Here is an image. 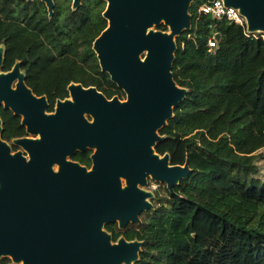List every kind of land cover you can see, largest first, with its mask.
I'll list each match as a JSON object with an SVG mask.
<instances>
[{
    "label": "water",
    "instance_id": "water-1",
    "mask_svg": "<svg viewBox=\"0 0 264 264\" xmlns=\"http://www.w3.org/2000/svg\"><path fill=\"white\" fill-rule=\"evenodd\" d=\"M41 1L52 15L53 1ZM104 1L106 26L92 49L125 99L70 82V98L46 113V96L26 85L19 61L0 68V106L30 134L1 138L0 117V259L10 258L8 264H133L143 241L113 240L105 225L141 222V213L153 208L148 178L174 193L192 172L187 160L171 164L155 145L187 92L171 68L175 37L190 29L194 0ZM223 3L238 9L248 32L264 33V0ZM161 23L168 30L153 28ZM4 50L0 44V67ZM86 148L94 149L90 170L68 158Z\"/></svg>",
    "mask_w": 264,
    "mask_h": 264
},
{
    "label": "trees",
    "instance_id": "trees-1",
    "mask_svg": "<svg viewBox=\"0 0 264 264\" xmlns=\"http://www.w3.org/2000/svg\"><path fill=\"white\" fill-rule=\"evenodd\" d=\"M202 1L191 3L190 29L175 37L172 77L187 92L155 145L171 164L187 160L192 172L174 193L157 192L140 223L105 225L113 240L143 241L133 264H264V181L256 164L264 148V37L199 14ZM104 7V0H83L74 10L60 4L51 17L40 0H0L1 70L19 61L26 85L47 96L49 109L67 95L70 82L123 95L92 49L106 26ZM216 33L215 46L208 47ZM0 117L1 138L24 134L10 109L0 106Z\"/></svg>",
    "mask_w": 264,
    "mask_h": 264
},
{
    "label": "flooded vegetation",
    "instance_id": "flooded-vegetation-1",
    "mask_svg": "<svg viewBox=\"0 0 264 264\" xmlns=\"http://www.w3.org/2000/svg\"><path fill=\"white\" fill-rule=\"evenodd\" d=\"M25 1H31V0H25ZM41 1V0H40ZM53 1V13H52V15H50L51 17L53 16V14H54V12L56 11V9H57V7L60 5V4H68V8L70 9V10H74V9H77L81 4H82V1L83 0H79V4H78V6H76V7H74L73 6V4H72V1L73 0H52ZM43 4H44V6H45V8H46V5H45V3L43 2V1H41ZM46 11H47V8H46ZM47 14H48V11H47ZM49 16V15H48ZM67 92H68V90H67ZM39 96V95H38ZM46 96V95H45ZM106 98H111V97H113V96H116V97H118L120 100H123V99H125V97H126V95H111V96H107V95H104ZM46 98H47V96H46ZM65 98H70V95H68V93H67V95L66 96H64V97H62V98H55V100H54V102H53V105H52V108L51 109H49V105H50V103H49V100H48V98H47V102H48V106H47V108H46V113H53L54 112V110H55V105H56V101L58 100V99H60V100H63V99H65ZM22 125V124H21ZM24 130H25V127H24ZM22 136H30V134L28 133V132H26V130H25V132H24V134L23 135H20V136H15V137H12L11 139H13V138H16V137H22ZM11 139H9V140H7V141H11ZM6 140V139H5ZM11 148H12V150L14 151V150H18V149H22L20 146H16V145H14V144H11ZM93 151H94V149H92V148H86L85 150H83V151H77V152H75L74 154H72L71 156H69L68 158L70 159V161H74V162H77V163H79L80 165H82V166H84L85 168H86V170H90L91 169V167H92V157H91V155H92V153H93ZM24 154H26L25 152H24ZM54 169H57V166H55L54 167ZM149 182H151L150 181V178H148L147 179V185H148V183ZM9 262H10V258H9ZM9 262H7L6 264H8Z\"/></svg>",
    "mask_w": 264,
    "mask_h": 264
},
{
    "label": "built area",
    "instance_id": "built-area-1",
    "mask_svg": "<svg viewBox=\"0 0 264 264\" xmlns=\"http://www.w3.org/2000/svg\"><path fill=\"white\" fill-rule=\"evenodd\" d=\"M197 12L200 13H208L216 18H226L227 20L234 22L236 24H240L244 27V32L249 35L253 34L251 32H248L246 30L245 25V18L243 15H241L238 11V9L232 7V6H226L223 3V0H211V1H202L197 6ZM208 47H214L215 46V36L208 40L207 43Z\"/></svg>",
    "mask_w": 264,
    "mask_h": 264
},
{
    "label": "rangeland",
    "instance_id": "rangeland-1",
    "mask_svg": "<svg viewBox=\"0 0 264 264\" xmlns=\"http://www.w3.org/2000/svg\"><path fill=\"white\" fill-rule=\"evenodd\" d=\"M153 28L158 29L157 25H154ZM166 30H168V27ZM255 33H260V32H255ZM263 37H264V33H263ZM123 95H125V92H123ZM257 153H260V155H262L256 161V164L258 166L257 177H259L262 181H264V148L259 149L257 151ZM150 181L151 182H149L148 185L145 186V189L151 190L153 192V197L150 198V201L153 203L155 198H158L160 196H164V189L166 190V187H165V183H163V182H157V181H154L152 179H150ZM157 192H160V194H161V195L159 194L158 197L156 195Z\"/></svg>",
    "mask_w": 264,
    "mask_h": 264
}]
</instances>
